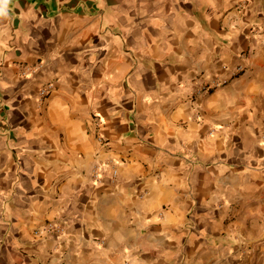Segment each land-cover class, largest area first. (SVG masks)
<instances>
[{
  "label": "crops",
  "instance_id": "0c3cea01",
  "mask_svg": "<svg viewBox=\"0 0 264 264\" xmlns=\"http://www.w3.org/2000/svg\"><path fill=\"white\" fill-rule=\"evenodd\" d=\"M0 264H264V0H0Z\"/></svg>",
  "mask_w": 264,
  "mask_h": 264
},
{
  "label": "built area",
  "instance_id": "2783aa9c",
  "mask_svg": "<svg viewBox=\"0 0 264 264\" xmlns=\"http://www.w3.org/2000/svg\"><path fill=\"white\" fill-rule=\"evenodd\" d=\"M223 68L226 69L225 66H223ZM243 70V67L241 65H238L237 67H235L234 69L230 70V75H228L227 77H215L212 80H202L198 83L197 87L194 90V94L198 95V94H203V93H207L210 90L227 83L231 77L237 75L240 71ZM51 88V84H44L42 85L39 89H38V95L40 100L44 99L48 93L49 90ZM98 140L100 142V144H105V138L103 137V135L98 134ZM109 163L112 166V173L113 175L116 173V163L110 159ZM118 165V164H117ZM93 175L95 177V179L98 176V171L97 169L94 168L93 170ZM62 223L58 222V221H45L39 228L35 229V234H43L42 236H50V235H57L60 234L61 230H62Z\"/></svg>",
  "mask_w": 264,
  "mask_h": 264
},
{
  "label": "clouds",
  "instance_id": "9594fccd",
  "mask_svg": "<svg viewBox=\"0 0 264 264\" xmlns=\"http://www.w3.org/2000/svg\"><path fill=\"white\" fill-rule=\"evenodd\" d=\"M4 7H5V8H7V7H8L7 3H5Z\"/></svg>",
  "mask_w": 264,
  "mask_h": 264
}]
</instances>
